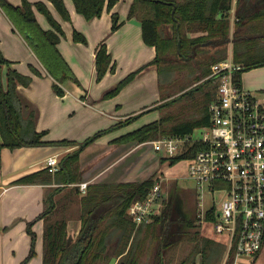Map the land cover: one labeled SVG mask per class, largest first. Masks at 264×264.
I'll list each match as a JSON object with an SVG mask.
<instances>
[{
	"label": "trees",
	"instance_id": "trees-1",
	"mask_svg": "<svg viewBox=\"0 0 264 264\" xmlns=\"http://www.w3.org/2000/svg\"><path fill=\"white\" fill-rule=\"evenodd\" d=\"M64 19L69 20L70 12L64 0H50ZM118 0H73L76 10L86 19L101 16L104 9L111 10ZM0 6L12 21L27 43L31 46L48 73L54 78L55 91L63 95V83L72 80L81 84L75 71L60 51L58 44L65 31L61 23L54 17L48 5L43 1L32 2L22 0L14 4L9 0H0ZM42 12L50 21L51 28H44L36 17L34 10ZM133 0L129 16H137L142 24V37L146 44L156 49V55L148 63L137 70L131 71L105 93L113 96L127 84L139 70L155 65L161 77L166 78L173 69L187 65L193 69L194 78L200 80L211 72L213 62L228 55V44L233 41V55L237 61L245 65V69L264 64V26L259 22L264 19V0ZM234 18V29L231 34V23ZM122 21L120 15L112 13V30H116ZM201 30L202 34L190 35L188 31ZM73 38L77 42L87 43V36L80 30L74 29ZM4 66L6 70H4ZM195 68H194V67ZM32 70L41 75L42 72L31 65ZM97 80H101L107 71H115L116 62L107 44L103 41L96 51ZM5 71V72H4ZM5 78V80H4ZM32 76L11 67L0 49V127L4 134V143L9 146L22 144H39L44 142L43 132H37L34 127V110L29 113L26 121L23 116L25 100L19 94L18 84L29 85ZM215 88H216V83ZM188 91L164 101L160 106L183 96ZM216 96V90L206 98L199 117L173 125L169 135L190 133L195 127L208 124L210 121L209 102ZM130 115L108 129L101 130L83 142L78 148L60 159V168L54 174L60 182H80L81 170L79 158L81 150L96 137L111 128L122 126L139 116ZM169 116L142 125L141 127L120 135L115 142L154 140L166 132ZM27 122V123H26ZM167 135V134H166ZM54 142L75 144L76 141L62 139ZM191 153L163 157L173 165L179 160L190 156ZM48 169V168H47ZM38 173L30 174L22 180H35ZM41 177V176H40ZM44 179H52L45 174ZM159 177L155 174L140 181H123L118 183H89L82 197L83 214L80 216L82 226L77 238L68 233L65 216L46 218L44 231V262L46 264H64L72 250H76L73 264H107L113 255L118 257L116 264H138V243L136 241V221L129 215L128 207L135 200L144 198ZM77 189L79 188L76 187ZM184 200L177 191L171 190L169 198L164 201L160 212L152 213L153 222L159 224L157 233L158 259L155 264H168L165 258L170 248L192 238L190 226L196 225L193 211L186 213L182 210ZM100 206L105 209L97 216L94 213ZM55 207L50 197V206L43 215ZM181 209V210H180ZM109 216L111 230L100 226L102 220ZM207 222L214 220L213 210L206 212ZM115 228H121L119 233ZM32 233L34 240L35 236ZM201 237V236H200ZM198 238V237H197ZM122 243V247L119 244ZM35 252L32 244L29 256ZM186 261L183 259L179 264ZM228 264L233 263L228 260ZM232 262V263H231ZM189 264H196V256Z\"/></svg>",
	"mask_w": 264,
	"mask_h": 264
},
{
	"label": "crops",
	"instance_id": "crops-1",
	"mask_svg": "<svg viewBox=\"0 0 264 264\" xmlns=\"http://www.w3.org/2000/svg\"><path fill=\"white\" fill-rule=\"evenodd\" d=\"M9 1L14 4L22 2ZM30 1L45 2L61 23L65 34L58 47L81 84L67 80L63 83L65 93L58 94L53 87L54 78L0 6V49L11 60V67L32 76L29 85L18 84V91L25 100L24 119L27 121L29 113L34 110V127L37 132H43L44 140L39 144L9 146L4 143L0 127V264H46V218L65 216L68 219L69 234H76L81 229V219L75 215L77 207L75 208L76 203L72 200V191L73 188L77 190L78 181H58L56 174L47 169L48 156L56 154L61 159L95 133L112 127L130 115L140 113L139 116L144 117L142 124L135 127L133 119L107 130L88 143L80 152L79 166L80 181L87 180L93 184L143 180L152 171L136 167L135 159L148 154L145 151L139 152L138 148L150 140L118 143L114 139L159 119L161 116L156 111L164 102L162 100L172 97L161 99L160 71L155 65L139 70L115 95L105 96L124 76L148 63L156 55L155 47L143 40L141 20L135 15L129 16L133 0H118L111 10L104 9L101 16L90 20L76 10L73 0H64L70 12L69 20L61 16L50 0ZM235 2L236 0L234 6ZM34 10L40 24L48 29L41 20L43 13L36 7ZM114 11L118 12L122 21L116 30H112ZM259 24L264 26V19ZM74 29L82 31L87 36L88 43L75 41ZM188 33L199 35L203 31ZM103 41L116 62V69L107 71L101 80H97L96 51ZM31 65L37 67L42 74H36ZM257 75L255 69L249 71L243 84L251 89L257 88ZM62 139L74 140L76 143L54 142ZM33 173H38L35 180H22ZM49 173L52 175L51 180L42 177ZM78 190L81 191L80 188ZM50 197L53 198L55 207L43 215L50 206ZM31 231L35 236L34 240ZM32 244L35 252L29 256ZM198 263L205 264L204 258L196 256V264ZM233 264H264V244L254 255L241 254L233 257Z\"/></svg>",
	"mask_w": 264,
	"mask_h": 264
},
{
	"label": "built area",
	"instance_id": "built-area-1",
	"mask_svg": "<svg viewBox=\"0 0 264 264\" xmlns=\"http://www.w3.org/2000/svg\"><path fill=\"white\" fill-rule=\"evenodd\" d=\"M233 11V10H232ZM245 65L233 52L211 65L208 76L216 83V96L209 102L210 121L201 125V136L190 133L165 135L161 143L169 156L185 157L187 175L198 190L199 212L213 210L214 230L228 236V255H254L264 244V88L243 84ZM48 170L60 168L58 155L46 160ZM89 182L77 183L85 193ZM221 192L220 204L202 209L207 194ZM162 194L158 178L144 198L135 199L129 215L140 224L157 211Z\"/></svg>",
	"mask_w": 264,
	"mask_h": 264
},
{
	"label": "rangeland",
	"instance_id": "rangeland-1",
	"mask_svg": "<svg viewBox=\"0 0 264 264\" xmlns=\"http://www.w3.org/2000/svg\"><path fill=\"white\" fill-rule=\"evenodd\" d=\"M232 10H235V6ZM41 18V20L45 22L46 27L50 28L51 23L48 18L44 14H42ZM233 29L234 22L231 23V33H233ZM233 47V41L231 40L228 44V53ZM253 69L258 72L257 80H259L258 87L254 89L264 88V64L244 70L242 74L243 81L246 74ZM192 70L193 69L187 65L180 69H173L167 74L166 78L161 77V99L169 96L173 98L188 90L189 92L157 109L156 112L159 116H169L170 119L166 124V132L155 139L165 136L166 134L169 135L168 130L173 125L199 117L203 105L206 104L207 96L214 90H217L213 80H206L207 77L196 80L194 78L195 73ZM169 99L170 98H167L162 101ZM157 113L152 114L155 115ZM134 120L136 127L143 123L144 117L141 115ZM200 126L195 127L190 133L193 139H197L201 136ZM138 150L139 152L145 151L148 154L141 155L138 159H135L136 167L139 166L142 169L149 170V172L152 171L150 173L151 175L155 174L156 177L162 178V194L159 204L156 205L158 208L156 212H160L164 201L169 198V194L174 188H177L181 198L184 200L181 207L182 210H185L186 213H190V211L194 212L192 216L194 217L193 222L196 225L190 226L193 239L184 240L170 248L167 255H165V258L169 259L168 264H179L183 259H186V261L182 264H189L194 256H199L200 259L201 257L204 258L205 264H228V260H232L233 258L232 253L228 255V236L226 234L217 233L214 230L213 223L207 222L203 213L199 212L200 207L198 205L196 182L187 175L188 160L183 158L173 165L169 164L168 159L163 162V157L170 158L171 156L167 154L161 143H157L153 140L143 144ZM73 189L74 191L72 192L74 197L72 200L76 203L75 208L77 207L75 215L81 216L83 214L82 197L84 193L78 189ZM221 196V192H214L212 195L207 194L204 198L202 209L210 208L214 204L213 201H215L216 206H218ZM153 220L154 218L150 216L147 221L136 224V232L138 230L136 241L139 242L137 251L138 264H155V259L159 258L156 251L159 240L156 234L160 233V228L159 224H155ZM109 221V216H106L100 223V226L107 231L113 229L114 227L110 225ZM115 229L117 233L121 231V228ZM80 230L81 229L77 232L78 234ZM70 234L73 235L74 239L78 236V234L76 235L72 232H70ZM119 246L122 247V243H120Z\"/></svg>",
	"mask_w": 264,
	"mask_h": 264
},
{
	"label": "water",
	"instance_id": "water-1",
	"mask_svg": "<svg viewBox=\"0 0 264 264\" xmlns=\"http://www.w3.org/2000/svg\"><path fill=\"white\" fill-rule=\"evenodd\" d=\"M104 209H105V206H100V207L96 210V212L94 213V216L99 215ZM72 254H73V251H71V252L69 253V255L67 256V260L65 261L64 264H73V263H74L75 259L72 258V257H73ZM117 260H118V257L115 256V255H113L107 264H116V263H117Z\"/></svg>",
	"mask_w": 264,
	"mask_h": 264
},
{
	"label": "flooded vegetation",
	"instance_id": "flooded-vegetation-1",
	"mask_svg": "<svg viewBox=\"0 0 264 264\" xmlns=\"http://www.w3.org/2000/svg\"><path fill=\"white\" fill-rule=\"evenodd\" d=\"M73 251V257L72 258H74V256H75V254H76V250H72Z\"/></svg>",
	"mask_w": 264,
	"mask_h": 264
}]
</instances>
